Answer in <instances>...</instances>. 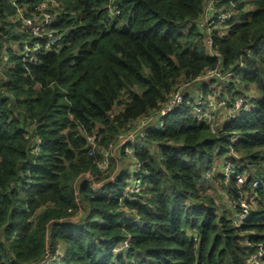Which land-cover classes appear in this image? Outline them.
Segmentation results:
<instances>
[{
    "label": "trees",
    "instance_id": "16d2710c",
    "mask_svg": "<svg viewBox=\"0 0 264 264\" xmlns=\"http://www.w3.org/2000/svg\"><path fill=\"white\" fill-rule=\"evenodd\" d=\"M207 1L0 0V57L9 52L0 72V264H252L264 248V0H212L231 17L211 32ZM42 6L54 20L40 44L61 39L27 61L24 18H40ZM218 70L233 75L200 80ZM214 81L229 111L223 122L214 113L219 133L198 120L196 104ZM194 85L197 98L187 93ZM179 93V110L163 117ZM137 131L134 153L117 147L101 170L103 154ZM230 151L247 179L226 187L233 209L219 214L201 186ZM134 159L138 174L126 169ZM135 177L143 189L128 197ZM251 194V217L234 226L233 204Z\"/></svg>",
    "mask_w": 264,
    "mask_h": 264
},
{
    "label": "built area",
    "instance_id": "2783aa9c",
    "mask_svg": "<svg viewBox=\"0 0 264 264\" xmlns=\"http://www.w3.org/2000/svg\"><path fill=\"white\" fill-rule=\"evenodd\" d=\"M50 2H54V0H50ZM211 5L213 7V9L216 11L215 14H213V16H211L209 19L206 18V12L207 7ZM43 8H45V6H42V10ZM225 9L222 10V8L220 10H216V7L214 6V4L212 3V0H208L206 3V7L204 10V14L202 16V21L205 22L207 24L208 27V32L212 31V28H216L217 29V24L218 22H226L227 18H230L231 16L229 15L228 11H225ZM24 23H23V30H29L30 31V36L29 39H27L26 41H24V46H23V52L22 55L25 57V60L27 61H33L34 59H36V54H38V52L42 49H49L51 48L53 45H55L57 42H59V40L61 39L59 36L54 35L52 32V34H47V42L45 47L40 44V38H42V36L45 35V33L50 30V24L52 23V21L54 20V16L51 15L50 13H48L47 11L43 10L42 15L40 16V18H34V14L33 17H29V18H24ZM25 27V29H24ZM229 30V29H228ZM34 37L38 38L37 42H35L34 44ZM206 43L209 46H212V42H211V38L210 36H206ZM262 45H264V42L258 44L257 48H260ZM18 47V45H17ZM17 47L13 48V49H17ZM251 50L254 51L253 48L248 50V53H251ZM210 55H216L215 53H213L210 49L208 50ZM220 56V55H219ZM8 60H9V52L4 51L0 57V72L6 68L9 67L8 65ZM216 73H219V75H216ZM233 73L232 72H227L224 73L222 70H218V71H211V72H207L205 74L206 78H204L203 80L206 79H213L216 78L218 79L220 82H225L227 80V78H229L230 76H232ZM202 78V77H201ZM200 78V79H201ZM208 97V96H207ZM207 97H202L201 102H197L196 104H202V108H198L197 107V112H198V120L200 122H205L206 124H209L210 126L214 127V131L219 132L218 130V124H217V120L218 118L214 115V113L216 112L217 108L219 107H224L225 104V100L224 101H219V105L217 106L218 103L213 102V97H208V101L206 100ZM184 99L182 97V95L176 94L174 96V98L169 102V104L167 106H165L162 110H161V114L162 116H167L171 113H173L176 110H179L180 105L183 103ZM221 102V103H220ZM237 104L238 106H240V108L242 107L243 104V100L241 98L237 99ZM203 110H205L204 113H201ZM183 112V110H181ZM216 114V113H215ZM236 114L231 115V117H235ZM161 124L160 126L164 123L163 119H160ZM147 123V121H142V124H140V126H145ZM220 122H219V126H220ZM138 131L136 133L131 132L128 133L127 135H123L120 136V139L118 141V143L110 148L108 151H106L103 154L102 159L98 162V167L101 170H107L109 169L110 165L112 164V157H116L117 156V147H124L125 151L128 154H132L134 153L133 151H135L136 147H138ZM143 135V134H142ZM145 136V134H144ZM141 137V136H140ZM239 138V135H233L231 142L232 143H236L237 140ZM90 144H94V139L90 138L89 139ZM137 163L134 165V167H132L133 172L135 174L139 173V170L142 169V164L134 159ZM243 164L240 163V157L237 153L230 151V153L228 154V156L224 159V163H223V169H222V173H223V179L225 181H228L227 184V188L228 189H233L234 185L232 184L233 181H237V184L239 186L243 185L244 182L246 181L247 178L246 177V172L242 171ZM142 182L143 179L139 178V177H135V179H133L132 183L130 184V186H128V190H126L128 197H133L134 195H138L141 193L142 191ZM259 181L255 180L253 182V186L256 187L258 186ZM242 199L240 201L239 204H233L234 207H239V210L236 212L235 216H234V226L237 227H241L242 225H244L249 218L252 215V209H253V204L255 203L256 199H246V197L244 198L243 195H241ZM138 218L135 219L134 223H137ZM255 235H252L251 239H254ZM248 244H251V241L248 239L247 240ZM128 248V242L125 241L120 247L118 246L116 248V252H120L124 249ZM261 260V264L262 261L264 260V248L262 246V244H258V252L253 256L252 258V264H258V262H260Z\"/></svg>",
    "mask_w": 264,
    "mask_h": 264
},
{
    "label": "rangeland",
    "instance_id": "374dc122",
    "mask_svg": "<svg viewBox=\"0 0 264 264\" xmlns=\"http://www.w3.org/2000/svg\"><path fill=\"white\" fill-rule=\"evenodd\" d=\"M225 9L224 6H222V10ZM43 10H45V8H43ZM207 12H206V18L209 19L211 16H213V14L216 13V11L213 9V7L211 5H209L207 7ZM216 10H220L218 8H216ZM17 47V44H13L11 49ZM216 75H219V73H216ZM204 78H206V76L204 75L200 80H203ZM211 79V78H209ZM215 82V81H214ZM213 83V82H212ZM214 87H211L214 89V91L212 93H210L209 95H211L213 97V102L218 103L217 106L219 105V98H218V92H220L221 88L219 86V84H213ZM206 100L208 101V97L206 98ZM201 102V100H200ZM250 104H254V105H258V101H253L250 102ZM217 124L219 126V121L217 120ZM219 133V132H218ZM221 169H223V167H221ZM115 171V170H114ZM111 171V172H105V176L107 177L106 182L110 181L114 175L116 174V171ZM218 170L216 168L213 169V174L208 177V186L204 188L203 190V194L205 197L210 198V200H213L215 202V205L218 206V213L221 214L222 211H227V212H231V207H232V201L230 200V196L228 195L227 191H226V186L228 184V181H225L222 177H219L218 182L214 181L215 180V172H217ZM222 171V170H221ZM110 173V174H109ZM112 173H114L112 175ZM128 190V188H127ZM58 264H61L60 262H58ZM258 264H261V260L260 262H258ZM262 264H264V260L262 261Z\"/></svg>",
    "mask_w": 264,
    "mask_h": 264
},
{
    "label": "crops",
    "instance_id": "0c3cea01",
    "mask_svg": "<svg viewBox=\"0 0 264 264\" xmlns=\"http://www.w3.org/2000/svg\"><path fill=\"white\" fill-rule=\"evenodd\" d=\"M213 84H219V86H220V88H221V90H220V92H218V98L220 99V97H221V95L220 94H222V92H224V90H223V84H221L219 81H215V82H213V83H210L209 85V88H210V91H211V93L214 91V89L213 88H211V87H214V85ZM195 87H190L188 90H187V93L188 94H192V96L193 97H196L197 98V96H198V94H200L199 93V89H200V87L198 86V85H194ZM208 97H212L211 95H208ZM227 97V96H226ZM254 97H255V99H259L260 98V95L259 94H256V95H254ZM218 101H222V100H218ZM226 112H228V114H229V111L225 108V107H219V109L217 110V113H216V115L218 116V114H219V118L221 119V121L220 122H223V117L222 116H224L225 118H227V113ZM226 113V114H225ZM226 120V119H225ZM221 124V123H220ZM140 141L141 140H139L138 139V145L140 144ZM127 164H126V166H127V170L129 171L130 169H132V165H131V162L130 161H128V162H126ZM223 163H224V158H222V157H218V158H216L215 159V161H214V168H216L218 171V173L217 174H219V172H221V167H223ZM123 164H125V163H123ZM214 181H217L218 182V180L217 179H215ZM208 182H206V183H203L202 184V186H201V189L202 190H204V188L205 187H207L208 186ZM251 196L254 198V199H256V196L254 195V194H251L250 195V198H251ZM252 199V198H251ZM232 208V207H231ZM233 209V208H232Z\"/></svg>",
    "mask_w": 264,
    "mask_h": 264
}]
</instances>
